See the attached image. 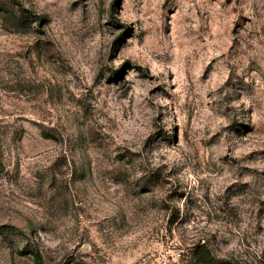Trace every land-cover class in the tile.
<instances>
[{"label": "rangeland", "instance_id": "obj_1", "mask_svg": "<svg viewBox=\"0 0 264 264\" xmlns=\"http://www.w3.org/2000/svg\"><path fill=\"white\" fill-rule=\"evenodd\" d=\"M264 264V0H0V264Z\"/></svg>", "mask_w": 264, "mask_h": 264}, {"label": "trees", "instance_id": "obj_2", "mask_svg": "<svg viewBox=\"0 0 264 264\" xmlns=\"http://www.w3.org/2000/svg\"><path fill=\"white\" fill-rule=\"evenodd\" d=\"M218 264H219V262H218Z\"/></svg>", "mask_w": 264, "mask_h": 264}]
</instances>
